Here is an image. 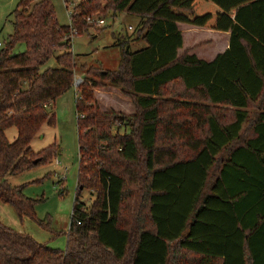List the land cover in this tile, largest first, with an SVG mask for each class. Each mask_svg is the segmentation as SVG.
I'll return each instance as SVG.
<instances>
[{"label": "trees", "instance_id": "1", "mask_svg": "<svg viewBox=\"0 0 264 264\" xmlns=\"http://www.w3.org/2000/svg\"><path fill=\"white\" fill-rule=\"evenodd\" d=\"M103 9L140 18L133 37L144 46L118 41L116 69L80 65L65 248L0 223V264H264V0H80L68 25L50 0H19L0 47V201L18 217L33 213L6 175L55 156L29 141L74 85L71 28L84 32L85 17ZM178 23L228 32L227 47L206 61L192 51L210 40L184 47ZM49 58L55 66L42 67ZM106 87L133 112L101 108L95 91ZM82 189L94 195L89 207Z\"/></svg>", "mask_w": 264, "mask_h": 264}, {"label": "rangeland", "instance_id": "2", "mask_svg": "<svg viewBox=\"0 0 264 264\" xmlns=\"http://www.w3.org/2000/svg\"><path fill=\"white\" fill-rule=\"evenodd\" d=\"M19 0H0V43L7 42L8 34L12 32V14ZM37 1V0H35ZM80 0H70L68 9H72ZM54 6L56 20L61 25H68L67 8L64 0H50ZM103 5L105 0H99ZM96 19H103V23H88L84 32L75 33L71 41V51L74 54V85L65 93L57 96L55 103L47 107L53 113V123H42L40 130L29 141L30 148L37 153L49 146L56 147V154L49 162L42 163L26 171L6 175V181L12 186H21L25 197L34 200L33 213L18 217L13 207L0 201V223L17 232L33 237L37 242L52 248L64 249L69 218L73 208V198L77 181L78 143L75 112V84L81 82L80 65L116 69L121 49L118 41L129 40L128 47L136 50L144 46L141 38L133 37L139 25L140 18L125 11L112 13L110 9H103L91 15ZM184 35V47L194 45L203 39H218V35L199 29L191 39L185 28H180ZM128 37V38H127ZM131 38V39H130ZM201 40V41H199ZM197 41V42H196ZM24 42L17 43L13 52H22ZM199 51V50H198ZM54 67L55 61L49 58L42 67ZM171 90L176 93L179 87H167L164 94ZM96 99L101 108L112 107L122 109L125 113L133 112L130 100L120 94L119 88L106 87L96 90ZM121 110V111H122ZM254 111V107H250ZM16 137L13 125L5 129V138L11 142ZM94 195L87 189H82L79 201L90 206Z\"/></svg>", "mask_w": 264, "mask_h": 264}, {"label": "crops", "instance_id": "3", "mask_svg": "<svg viewBox=\"0 0 264 264\" xmlns=\"http://www.w3.org/2000/svg\"><path fill=\"white\" fill-rule=\"evenodd\" d=\"M177 25L179 28H185L186 31L190 34L191 38H193L194 34H196V33L198 34V32H200L199 29L209 31V32L217 34L219 36L218 39H216L215 41H213L212 37H209V39H205V40H210V42L207 46H205L204 49L198 51V48H195L192 51V53H195L198 57H200L206 61H209L210 59H212L217 53L223 52L225 50V48L227 47L228 34H229L228 32L221 33V32H217V31H213L211 29L208 30V29L199 28V27H195V26L192 27V26L186 25L184 23H178ZM191 46H193V45L186 46V47L188 48Z\"/></svg>", "mask_w": 264, "mask_h": 264}, {"label": "built area", "instance_id": "4", "mask_svg": "<svg viewBox=\"0 0 264 264\" xmlns=\"http://www.w3.org/2000/svg\"><path fill=\"white\" fill-rule=\"evenodd\" d=\"M69 1L70 0H64V3L66 4V8H67V16H68V18H69L70 12H71V9L70 8L68 9ZM85 19H86L87 23H89V24L90 23H95V24H97V23H99V24L101 23L102 24L103 23V19H100V21H99V19L93 18L90 15H87L85 17ZM75 33H76V31L73 28H71L70 33H69V39L71 41H72V38L74 37ZM0 46H1V43H0ZM77 116H79V115H77ZM80 116H82V115H80Z\"/></svg>", "mask_w": 264, "mask_h": 264}, {"label": "water", "instance_id": "5", "mask_svg": "<svg viewBox=\"0 0 264 264\" xmlns=\"http://www.w3.org/2000/svg\"><path fill=\"white\" fill-rule=\"evenodd\" d=\"M77 82H79L78 80H76V84H75V86L78 84Z\"/></svg>", "mask_w": 264, "mask_h": 264}]
</instances>
